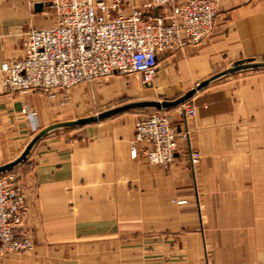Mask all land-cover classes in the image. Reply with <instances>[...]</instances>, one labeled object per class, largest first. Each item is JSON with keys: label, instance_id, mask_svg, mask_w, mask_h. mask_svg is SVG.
<instances>
[{"label": "crops", "instance_id": "1", "mask_svg": "<svg viewBox=\"0 0 264 264\" xmlns=\"http://www.w3.org/2000/svg\"><path fill=\"white\" fill-rule=\"evenodd\" d=\"M219 1L214 34L164 61L159 55V67L182 66L197 82L230 62L264 56V0ZM148 3L120 0L119 12ZM51 5L0 0V83L1 66L23 57L26 33L56 26ZM59 102L39 93L8 96L0 87V166L44 128L68 121ZM192 102V117L170 111L177 129L191 135L167 169L142 152L132 158L137 116L40 141L15 169L28 200L23 229L35 247L0 255V264H264V73L233 77ZM192 152L202 156L198 165Z\"/></svg>", "mask_w": 264, "mask_h": 264}, {"label": "built area", "instance_id": "2", "mask_svg": "<svg viewBox=\"0 0 264 264\" xmlns=\"http://www.w3.org/2000/svg\"><path fill=\"white\" fill-rule=\"evenodd\" d=\"M120 0H52L56 26L33 28L23 41V57L1 66L0 87L8 96L29 93L52 100L60 93L111 76L139 75L149 85L159 70L161 52L176 53L199 45L215 31L219 15L216 0H149L127 15ZM162 9L161 15H153ZM113 12H117L113 14ZM181 119L194 116L192 100L177 107ZM190 140L179 131L170 112L156 111L137 121L131 156L142 152L151 165L167 169L175 164L180 144ZM201 154L191 153V164ZM28 211L20 176L0 175V255L27 254L34 247L23 229Z\"/></svg>", "mask_w": 264, "mask_h": 264}, {"label": "rangeland", "instance_id": "3", "mask_svg": "<svg viewBox=\"0 0 264 264\" xmlns=\"http://www.w3.org/2000/svg\"><path fill=\"white\" fill-rule=\"evenodd\" d=\"M216 2L218 3V6L220 8V1L216 0ZM182 52L183 51L176 52L173 54H179ZM165 53L167 52L160 53L161 61L165 60L163 56ZM253 59H255L258 62H264V56H260V58H253ZM235 62L236 61L230 62L224 68L216 70L212 75L207 76L206 78H201V80H198L197 82L194 81V78L185 76L184 68H182V66H177V65H175V67L172 68L173 70H170V66L167 65H165V67L164 66L159 67L157 74L153 77L149 85H144L142 77L135 74L126 75V76H111L96 81L94 83L81 84L71 89L70 92L66 94V96L60 93L58 99L56 100L60 101L59 106L62 112H64V114L66 115V117L69 118L68 121H74L79 118H85L89 116H96L100 112L109 110L116 106H120L130 101L145 100V99L159 100V101L173 100L182 96L187 91L195 88L197 84L201 83L202 81L210 78L211 76L223 70L228 69ZM252 72H256V71H245L222 78L218 81L213 82L207 88L211 86H215L217 84L224 83L233 77L247 73H252ZM257 72L264 73V70H258ZM175 109L177 108L166 111L170 112L171 110H175ZM155 112L156 110L154 109H147V110L132 111L127 114H123L119 116H137V121H139L141 118H144L145 116H148ZM75 130H79V129L62 128L53 131L52 133L49 134V136L56 133L57 134L71 133ZM201 160H202V156H201ZM16 170L14 169L13 171L16 172ZM231 208H233V206L231 205L224 206L225 216H232L233 211H231Z\"/></svg>", "mask_w": 264, "mask_h": 264}, {"label": "water", "instance_id": "4", "mask_svg": "<svg viewBox=\"0 0 264 264\" xmlns=\"http://www.w3.org/2000/svg\"><path fill=\"white\" fill-rule=\"evenodd\" d=\"M42 8H43V4L36 5L37 10H41ZM258 70H264V62H258L253 58L239 60L233 63L228 69L223 70L211 76L210 78L202 81L201 83L197 84L195 88L187 91L182 96L176 99L161 100V101L146 100V99L130 101L120 106H116L109 110L100 112L96 116H89L85 118H79L74 121L53 124L41 130L28 143V145L25 147L23 152L15 160L0 166V175L9 173L13 171L14 169H16L17 167H19L20 165L24 164L27 161L28 157L30 156L31 152L37 146V144L43 139L47 138L49 134L55 130L62 129V128L77 129V128L97 124L100 122H104L106 120L112 119L114 117L129 113L132 111L147 110V109H154L156 111H164V110L174 109V108H177L183 105L187 101L192 100L199 91L204 90L205 88H207L210 84H212L215 81H218L222 78H225V77L237 74V73H241L245 71H258Z\"/></svg>", "mask_w": 264, "mask_h": 264}, {"label": "trees", "instance_id": "5", "mask_svg": "<svg viewBox=\"0 0 264 264\" xmlns=\"http://www.w3.org/2000/svg\"><path fill=\"white\" fill-rule=\"evenodd\" d=\"M257 72V71H256ZM127 114V113H126Z\"/></svg>", "mask_w": 264, "mask_h": 264}]
</instances>
